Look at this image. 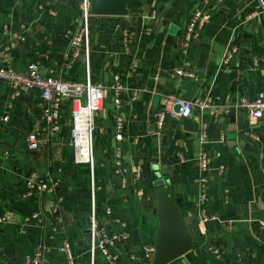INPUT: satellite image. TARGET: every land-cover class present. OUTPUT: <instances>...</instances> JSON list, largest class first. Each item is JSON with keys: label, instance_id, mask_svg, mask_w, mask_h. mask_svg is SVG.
<instances>
[{"label": "crops", "instance_id": "0c3cea01", "mask_svg": "<svg viewBox=\"0 0 264 264\" xmlns=\"http://www.w3.org/2000/svg\"><path fill=\"white\" fill-rule=\"evenodd\" d=\"M203 1L145 0L140 8L129 9L126 17L95 16L91 20V81L108 87L115 73L129 71L123 80L129 88L140 89L132 103L129 94L123 95L126 132L119 143L122 167L117 168L113 158L114 108L110 106L105 117L98 114L95 118L96 220L109 231L126 229L130 233L113 248L119 264H150L152 260L143 255L145 246L153 245L157 227L152 211L153 152L161 153L160 164L170 170V175L162 176L165 180L172 177L167 188L170 196L185 216L197 220L200 172L194 159L203 149L209 151L214 169L207 182V208L216 219L192 221L188 226L193 236L191 250L170 264H264V227L259 224L264 220V115L254 120L237 108L242 97L252 99L264 91L262 72L252 65L254 56L264 65V6L260 0H207L199 37L186 54L180 48L177 52L191 13ZM39 3L52 7L55 14L40 11ZM250 12L257 15L248 19ZM79 15V0H1L0 59L15 70L34 61L43 75H60L68 30L77 25ZM20 23L25 24V30L19 28ZM5 24L20 36L11 50L5 49L9 43L2 33ZM122 27L131 37L128 54L120 44L118 30ZM165 28L175 37L167 48L162 33ZM232 47L238 52L224 64V55ZM162 60L173 67L171 72L163 74ZM178 67L194 71L195 78L176 75ZM61 75L82 80L83 59ZM9 92L0 81V116L8 115L7 121L0 119V217L6 218L0 223V264H24L26 253L40 246L46 249L44 264H66L65 254L58 250L64 240L75 264H91L87 252L91 210L88 168L73 162V150L64 134L39 150H28L22 137L39 125L38 90L21 88L11 108L7 105ZM164 93L193 103L206 95L212 97V104L203 111L208 144L200 143L199 130L183 131L180 120L168 117L163 145L161 135L154 134L153 113L161 106ZM105 100L112 105L107 90ZM200 117L198 112L191 118L199 123ZM233 148L236 154L231 153ZM220 166L222 173L217 171ZM136 172L141 177H136ZM31 175L53 183V191L23 198ZM143 191L149 192L145 205ZM57 198L62 201L61 224L53 212ZM34 212L39 219L26 224L21 233L24 216ZM95 264L105 262L99 257Z\"/></svg>", "mask_w": 264, "mask_h": 264}, {"label": "built area", "instance_id": "2783aa9c", "mask_svg": "<svg viewBox=\"0 0 264 264\" xmlns=\"http://www.w3.org/2000/svg\"><path fill=\"white\" fill-rule=\"evenodd\" d=\"M207 0L203 1L201 7L195 9L182 32L180 38V51L186 54L192 42L196 40L202 28L201 17L204 14V6ZM91 0H79L80 17L77 25L68 30L69 44L65 52V61L62 64L60 75L51 74L43 75L40 72L39 64L34 61H29L22 70H15L2 62L0 59V81L9 87L8 107L11 108L12 102L19 97L21 88L28 90L37 89L39 95V125L36 130H32L23 135V142L28 150H39L42 144H49L53 142L55 136L61 135L64 127H67L65 137L70 147L73 150V162L76 165H85L88 168V178L90 185L91 210H90V225H89V245L88 255L90 263L95 264L97 259H101L105 264H119V257L113 251L117 243L126 241L130 233L124 229L122 231H109L105 226H100L96 220V202L95 191L98 189L96 184V170L94 161V135L96 129L94 127V113L99 112L104 107V100L106 98V90L109 92L110 102L115 110L113 139L115 147L113 150L114 163L117 168L122 167L123 152L119 145L125 139L126 119L123 116V100L125 94L130 95V103L136 99V93L140 89L129 88L123 80L128 77L129 71L126 74L122 72L115 73L110 81L108 87L99 84H94L91 81L89 55L91 52V18L95 17L91 14ZM38 9L53 16L55 10L47 6L45 3H39ZM257 15L256 12H250L246 18H253ZM19 28L25 30V24L20 23ZM2 33L8 37L9 43L5 46L6 50L14 48L15 40L20 38L17 32H11L6 24L2 28ZM120 36V44L123 51L128 54L131 42V37L127 28H120L118 30ZM22 39V38H21ZM238 52L236 47L227 50L223 63L227 64L231 61L233 56ZM83 57L84 63V78L82 80L70 79L67 76H62L66 70ZM252 65L254 69L262 72V83L264 84V65L260 64V58L254 56L252 58ZM135 66V65H133ZM176 75L189 79L195 78V72L184 67H178L175 70ZM212 104V97L206 95L197 103L190 100L177 97L173 93H164L161 95V106L153 113L155 135L163 132V127L167 118L181 120L183 117L190 116L192 110L196 108L201 113L199 120V134L198 138L201 144H208L209 140L206 134L208 124L204 121L205 116L203 111ZM237 108L245 112L251 119L257 120L264 115V91L248 99L242 97L237 105ZM67 109L69 114L66 116ZM3 121L8 120V115L1 117ZM137 142L135 139L134 143ZM181 160L183 158L181 157ZM199 168V192L196 197L197 217L203 223L209 220H214L216 217L211 216L208 204V177L209 172L214 170L212 168L209 151L203 149L194 159ZM224 170L223 166L217 168L219 173ZM264 174V168L262 167ZM136 177H141L139 172H136ZM53 183L44 179H37L36 175H31L25 182V189L21 196L23 198H31L34 194L51 193L53 191ZM61 199L57 198L53 207V212L56 215L57 221L61 224L63 217L60 214ZM110 212V208L107 209ZM38 213L34 212L23 218V224L20 227V232L24 233V226L38 220ZM4 216L0 217V223L5 222ZM260 226L264 227V220L259 221ZM44 247H37L24 257V264H44L43 252ZM60 252L65 254L66 264H75L70 245L67 240L59 246ZM153 246L147 245L144 248L145 259H152ZM218 253V249L213 250Z\"/></svg>", "mask_w": 264, "mask_h": 264}, {"label": "water", "instance_id": "95a60500", "mask_svg": "<svg viewBox=\"0 0 264 264\" xmlns=\"http://www.w3.org/2000/svg\"><path fill=\"white\" fill-rule=\"evenodd\" d=\"M1 1V0H0ZM91 14L93 16L107 17H126L128 16V3L131 0H91ZM264 6V0H260ZM169 29V28H168ZM162 33L166 34V48L175 39L171 31L162 29ZM180 42V41H179ZM177 52L180 48V43L177 45ZM83 57H80L82 61ZM161 69L167 74L173 70V67L168 65V61H161ZM192 115L198 116V110L194 108ZM190 116L183 117L179 126L183 131L196 133L199 130V123L194 121ZM225 114L221 115L224 118ZM164 131L161 135L163 145L166 143L167 136H164ZM164 150V149H162ZM231 153L236 154V149H230ZM160 152L155 151L152 154L150 169L152 186L154 191L153 212L157 220V227L153 240V256L150 264H170L178 258H181L193 245V236L188 226L195 220V216L187 217L183 211L175 203L174 199L168 192V186L171 183L172 177L163 179V174L170 175V170L164 164H160ZM198 223V219L195 220Z\"/></svg>", "mask_w": 264, "mask_h": 264}, {"label": "trees", "instance_id": "16d2710c", "mask_svg": "<svg viewBox=\"0 0 264 264\" xmlns=\"http://www.w3.org/2000/svg\"><path fill=\"white\" fill-rule=\"evenodd\" d=\"M145 2V0H131L129 3H128V8L129 9H133V8H140L141 6H142V4ZM260 64H262L261 62H260ZM122 100H123V102L125 103L126 102V100H125V98H123L122 97ZM124 103H123V105H124ZM136 103H134V105H135ZM122 108H123V106H122ZM135 108V107H134ZM66 112V116L69 114V112H68V110L67 109H64ZM67 133V127L65 126L64 127V129H63V132H62V134H66ZM149 196V192L148 191H143V195H142V203L145 205V200H146V198ZM146 207V206H145Z\"/></svg>", "mask_w": 264, "mask_h": 264}, {"label": "rangeland", "instance_id": "374dc122", "mask_svg": "<svg viewBox=\"0 0 264 264\" xmlns=\"http://www.w3.org/2000/svg\"><path fill=\"white\" fill-rule=\"evenodd\" d=\"M197 5V4H196ZM94 18V17H93ZM93 18H91V19H93ZM110 106H112V105H110V103L107 101V100H105L104 101V110L103 111H101V112H99V113H94V127H96V121H95V118L98 116V114L101 116V117H105L106 116V112H107V110H108V108H110ZM114 111V110H113ZM96 129V128H95ZM96 146V141L94 142V147ZM125 160L124 161H126L127 159L126 158H124Z\"/></svg>", "mask_w": 264, "mask_h": 264}]
</instances>
